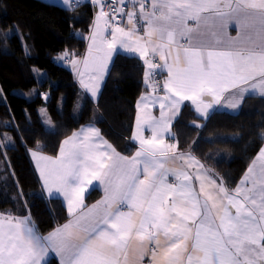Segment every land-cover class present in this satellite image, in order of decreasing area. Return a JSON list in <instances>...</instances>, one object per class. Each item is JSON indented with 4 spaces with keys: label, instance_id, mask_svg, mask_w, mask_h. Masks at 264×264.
<instances>
[{
    "label": "snow or ice",
    "instance_id": "snow-or-ice-1",
    "mask_svg": "<svg viewBox=\"0 0 264 264\" xmlns=\"http://www.w3.org/2000/svg\"><path fill=\"white\" fill-rule=\"evenodd\" d=\"M119 2L123 4L124 0ZM233 2L236 7L225 0H151L152 11L146 12L145 0H139V17L148 25L146 35L151 38L158 34L168 41L149 47L151 39L145 43H141L139 36L133 39L136 11L126 13L130 30L116 26L112 39H104L100 20L107 25L108 13L101 0H96L101 11L83 61L85 70L95 73L91 77L94 83H85L81 72L82 86L96 94L98 81L103 79L119 44L144 58L146 78L152 70L167 69L168 79L163 87L169 95L141 98L145 108L149 107L147 101L159 99L161 114L158 120L137 116L133 136L140 149L131 158L120 156L102 140L94 126L64 140L57 158L39 156L37 166L40 167L39 161L45 162L40 169L45 186L50 194H54L53 189L63 194L70 215L83 208L84 195L93 181L105 186V197L74 222L48 236L38 234L30 217L0 215V264H46L50 250L61 257L60 264H126L127 248L133 239L140 244V259L151 252L152 264H264V148L257 158L261 162L259 175L250 167L251 175L242 184L250 179L251 187H237L234 194L201 175L195 176L199 181L197 191L187 171L165 167V162L177 153L172 151L175 145L164 143L163 135L170 130L182 101L190 100L198 111L206 113L220 104L221 96L229 90H236L228 101L231 108L241 104L245 93L258 89L264 96V0ZM64 3L70 5V0ZM224 7L229 11H223ZM242 9L256 13L251 23L247 16L240 15ZM208 13L212 15H205ZM210 19L221 28L231 23L241 29L255 28L261 40L260 50L238 46L234 50L214 51L193 46L192 34L202 21L207 24ZM190 20L196 28L188 26ZM177 33L189 45L183 48L182 67L179 51L171 64L164 52L175 43ZM247 39L251 40V35ZM234 40L241 41L240 34ZM149 52H159L164 63H153L148 59ZM204 97L211 99L206 101ZM166 108L171 115L165 112ZM145 123L152 132L147 139L142 134ZM185 156L188 167L199 164L191 154H179L181 160ZM170 172L178 183H167ZM124 207L129 210L123 211Z\"/></svg>",
    "mask_w": 264,
    "mask_h": 264
},
{
    "label": "trees",
    "instance_id": "trees-1",
    "mask_svg": "<svg viewBox=\"0 0 264 264\" xmlns=\"http://www.w3.org/2000/svg\"><path fill=\"white\" fill-rule=\"evenodd\" d=\"M96 11L90 3L65 10L41 0H0V211L30 215L42 235L69 215L60 198L44 195L31 150L57 155L63 140L86 124L98 126L122 154L138 149L133 132L137 101L146 90L143 60L118 53L98 99L58 61L64 52L83 56ZM173 133L180 151L234 190L264 146V99L248 98L240 113L218 111L207 119L187 104ZM100 195L93 190L86 201Z\"/></svg>",
    "mask_w": 264,
    "mask_h": 264
},
{
    "label": "crops",
    "instance_id": "crops-1",
    "mask_svg": "<svg viewBox=\"0 0 264 264\" xmlns=\"http://www.w3.org/2000/svg\"><path fill=\"white\" fill-rule=\"evenodd\" d=\"M47 4H52V5H56L59 6L65 10H74L76 9L78 6L80 5H85V4H93L97 6V11L95 13V17H94V22H93V26L91 29V32L88 36V46L86 49V52L83 54V56H78V55H73L69 52H64L62 53L59 57H58V61L67 66L76 76L80 86L82 87L83 90L87 91L94 99H98L102 89L104 87V84L106 82L108 73L110 71V68L113 64V61L116 57V55L118 53H123L129 56H136L140 59L143 60L144 62V58H142L140 56L139 53L137 52H130L128 51L126 48L122 47L121 45H117V49L116 51H114L112 53V58L111 60L108 62V69L105 71L103 79L99 80V87L96 91V94L93 95L91 91H89L88 89H85L81 82H80V73L83 72L84 75L87 74H94V72L91 71H87L85 70L84 67V63L83 61L85 60V58H87L88 56V50H89V46L92 44V40L91 37L94 33V31L96 30V18L99 15L100 11H101V5L96 3V0H70V5H66L64 3V0H41ZM102 5L104 4V1L101 0ZM226 3H232L233 7H236V4L233 2V0H225ZM145 3L148 5V7L150 8V11H152L151 9V0H145ZM225 12H228L229 9L227 7H224L222 9ZM158 14V13H157ZM207 16H211V13L205 14ZM240 15L243 16H247L249 19V23H251L256 16V13L251 10V9H242L240 12ZM108 19V17H107ZM158 23H163V22H158ZM116 26L125 28V30H130L131 27H126V26H121V25H112L109 20H108V24L105 25L104 20L101 19L100 20V28L103 30L102 31V36L104 39L106 40H111L112 39V29ZM188 26L192 27V28H196V24L193 21H188ZM148 28V25H147ZM215 32L216 35L213 36L212 33ZM238 34H240L241 36V41H235L234 38H236L238 36ZM251 35L252 39L248 40L247 37ZM137 36L141 37V43H145L147 42L149 39H151L152 41V45H150L149 47L155 45V44H167L168 41L166 39H161L159 37L158 34H154L151 38H149L147 35L143 36L142 34H140L137 30L135 31L134 37L133 39H135ZM100 36H97V43L99 45V40H100ZM192 42H193V46H199V47H203L205 49H210V50H214V51H229V50H234L235 47L238 46H244L246 48H250L252 50L255 51H259L260 50V45H261V40L257 37L256 35V29L255 28H249V29H241L240 27H238L235 23H231L228 24L227 26L221 28L219 26V23L217 22L215 25L213 24L212 20L210 19L208 21L207 24H205L203 21L201 22L199 29L197 32L192 34ZM188 41L185 38H181V36L179 35V33H177L176 39H175V43H171L169 45V49L171 50L169 53V49H164L165 55L168 57V62L171 64L174 61V58L177 55V52L179 51L180 57H181V64L180 66H184L183 65V48L184 47H188ZM160 53L156 52L155 54L149 52V57L148 59L152 60L153 63L156 64H163L164 62L160 60L159 58ZM73 61H77L78 63H76L75 65L73 64ZM145 64V63H144ZM148 71L147 65L145 64V72ZM84 77V76H83ZM168 79V72L166 68H161V69H157V70H152L151 74L149 77L144 79V84L146 86V90L143 92V94L139 97L138 101H137V105H136V121H135V127H134V132H136L137 129V116L139 115L142 119H146L148 116H151L155 119H159L160 118V114H161V109H160V100L156 99L155 101L153 100H149L147 101V103L149 104V107L145 108L144 107V103L145 101H142V97H156V98H160V97H164L165 95H169V93H167L163 87L165 81ZM91 81V82H90ZM88 80L85 81V83H94L92 80ZM251 83V82H249ZM236 94V90H229L228 92H225L222 96H221V103L214 105L211 109H208L207 112H203V111H198L197 107L195 104L192 103V101L190 100H184L180 103L179 105V111L176 113V115L172 118L171 121V126H170V130L165 133L163 135V140L165 144L168 145H175L176 147L172 150L173 152L177 153V156L175 158H169L166 162H165V167L169 168V169H174V170H183V171H187L192 177H193V186L195 187V189L197 191H199V181L195 180V176L196 175H201L203 177H206L208 181H215L216 185H220L222 184L226 189L227 187L214 175L212 174L205 166L204 164L198 159L196 158L194 155L191 154L192 157H195V159L197 161H199V164H193L191 167L187 166V156H185L184 160H181L179 157V154H189L186 152H182L179 150L178 148V143L174 138V133H173V126L174 124L177 122V120L179 119L181 112L184 108L185 105L190 104L193 109L196 111V113L198 114V116H200L203 119H207L211 114H213L214 112H218V111H224V112H230L232 114H238L240 113V111L242 110L245 101L248 98L251 97H255V98H263L264 96H262L259 93V90L257 89L255 91V93H245L244 97L242 99L241 104L236 107V108H231L228 106V101L233 97V95ZM176 99H179L178 97ZM204 99L210 100V97H204ZM167 103V102H166ZM165 112L168 115H171V112L169 109H165ZM89 126H94L96 129L99 130V134L100 137H102L103 141H106L107 144L111 145L112 148L115 149V147L112 145V143L110 141H108L104 135L102 134L101 130L98 128V126L94 125V124H86L83 125L82 127H80L78 130H76L74 133H80L82 131V129L87 128ZM142 134L144 136V138H150L152 135L151 129L149 128L148 124H142ZM133 132V134H134ZM73 135V134H72ZM72 135H70L69 137H71ZM69 137H67L66 139H68ZM64 139V140H66ZM134 139V136H133ZM63 140V141H64ZM135 143L138 145V149L134 152L133 155H125L122 154L120 152H118L116 149L115 151L117 153L120 154V156H124V157H128L131 158L133 157L137 151H139L140 149V144L139 141L134 139ZM98 143L100 141H97ZM264 148V146L262 147ZM103 151H110L108 149L102 148ZM33 153L36 154V156L33 155ZM60 153V149L57 155L51 156L48 154H45L39 150H31L30 151V157L31 160L33 162L34 168L41 180L42 183V188H43V193L47 198H60L63 202V204L65 205L67 212H68V202L67 199L63 196L62 193H57L55 189H53V193L54 194H50L48 191V188L45 186L44 184V179L41 177V167L44 166L45 162L44 161H39L40 167L37 166L38 164V157L39 156H44V157H50V158H57L59 156ZM260 153V152H259ZM258 155L254 158V160L252 161V163L250 164L249 168L252 167L253 168V172L256 175H259V171H260V166H261V162L257 159ZM200 165L203 166V169H200ZM248 168V169H249ZM251 174L248 173V170L246 172V174L244 175L243 179L239 182V184L236 186V188L234 190H229L227 189L230 193H235V190L237 189V187H241V188H246V187H251V180H247L244 184H242V181H245V178L247 176H250ZM141 179H143V176L141 175L140 177ZM167 183H178V181L175 178V175L173 173H169L168 177H167ZM205 187H208V184L206 183ZM105 186L103 184H100L98 181H93L92 185H89L87 187L86 193L84 195V206L82 209H78L76 211L75 214L69 215V219L67 222H65L64 224L56 227L53 231H51L50 233L54 232L56 229L63 227L65 224H68L70 221L74 222L76 220V218L78 216H80L81 214H83L84 212H87L89 208H91L93 205L97 204V202L102 201L105 197V190H104ZM93 190H98L101 192V195L99 196V199L95 202L92 203H88L86 201L87 196L93 191ZM201 199H203L201 197ZM123 211H128L129 209L127 207H124L122 209ZM234 212V209L232 210ZM0 215H11L13 217H30V222L32 224H34L37 232L39 235L41 236H48L47 235H42L37 227L36 224L34 223L32 217L30 215L27 216H18V215H14L12 212L10 211H6V212H1L0 211ZM163 240V237L161 238ZM190 246V245H189ZM140 255H141V248H140V244L137 240L133 239L129 242L128 248H127V262L126 264H152V260H151V252H149L146 256H144L143 260L140 259ZM56 259L59 264H60V259L61 257L55 252L50 250L48 255L45 257V261L46 264L52 259ZM123 261V257L121 258Z\"/></svg>",
    "mask_w": 264,
    "mask_h": 264
},
{
    "label": "built area",
    "instance_id": "built-area-1",
    "mask_svg": "<svg viewBox=\"0 0 264 264\" xmlns=\"http://www.w3.org/2000/svg\"><path fill=\"white\" fill-rule=\"evenodd\" d=\"M103 1V10L108 13V20L112 25L132 27L128 24V16L126 13L129 11H136L138 15L135 21V28L140 34L146 36L147 24L142 18L139 17V0H124L123 4H121L119 0ZM114 9H122V11H114ZM145 11H150V8L146 3Z\"/></svg>",
    "mask_w": 264,
    "mask_h": 264
},
{
    "label": "rangeland",
    "instance_id": "rangeland-1",
    "mask_svg": "<svg viewBox=\"0 0 264 264\" xmlns=\"http://www.w3.org/2000/svg\"><path fill=\"white\" fill-rule=\"evenodd\" d=\"M93 75H95V73H94V74H87V75H84V77H83L84 81H88V80L90 81V80H91V77H92ZM79 76H80V75H79ZM80 81H81V76H80ZM90 82H91V81H90ZM90 82H89V83H90ZM48 99H49V98H48ZM62 101H63V100H62ZM40 114H41V117H42V119H43V121H44L46 127L49 128V129H52V128H53V126H52V121H51V119H50V115H49V112H48L47 108L42 107V108L40 109ZM49 121H50V123H49ZM3 136L5 137V139H8V137H9L7 133L4 134Z\"/></svg>",
    "mask_w": 264,
    "mask_h": 264
}]
</instances>
